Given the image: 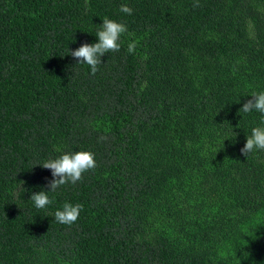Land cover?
<instances>
[{
    "label": "trees",
    "instance_id": "trees-1",
    "mask_svg": "<svg viewBox=\"0 0 264 264\" xmlns=\"http://www.w3.org/2000/svg\"><path fill=\"white\" fill-rule=\"evenodd\" d=\"M195 2L0 0V264H264V151L241 152L262 114L239 111L264 0ZM105 17L127 32L92 75L69 53ZM74 151L96 167L51 192L40 164Z\"/></svg>",
    "mask_w": 264,
    "mask_h": 264
},
{
    "label": "clouds",
    "instance_id": "clouds-1",
    "mask_svg": "<svg viewBox=\"0 0 264 264\" xmlns=\"http://www.w3.org/2000/svg\"><path fill=\"white\" fill-rule=\"evenodd\" d=\"M199 6V0H196L193 7ZM119 10L128 15L133 12V9L126 4H122ZM125 32H127L126 25L105 17L102 25L95 33L98 42L85 43L69 54L77 58L79 63H86L90 67L91 74L95 75L99 70L98 65L101 64V57L105 53L120 50V37ZM134 49L135 45L129 44L128 52L133 53ZM251 97L252 99L244 103L239 111L248 113L255 110L262 115L259 125L251 129V134L246 137V143L241 149L242 154L245 156L254 151H264V91L253 92ZM40 166L52 171L54 179L49 182V187L51 192H55L62 185L68 183L75 185L78 181H81L83 173L96 167V161L94 154L90 151H74L64 153L55 159H48ZM48 192L41 190L31 195L30 200L36 208L43 209L53 202L49 198ZM82 207L79 203L73 205L65 202L62 208L54 213V220L70 226L77 221Z\"/></svg>",
    "mask_w": 264,
    "mask_h": 264
}]
</instances>
